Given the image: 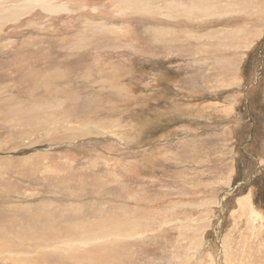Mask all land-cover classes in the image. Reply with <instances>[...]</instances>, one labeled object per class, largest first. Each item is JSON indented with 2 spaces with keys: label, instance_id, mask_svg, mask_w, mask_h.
Returning a JSON list of instances; mask_svg holds the SVG:
<instances>
[{
  "label": "rangeland",
  "instance_id": "obj_1",
  "mask_svg": "<svg viewBox=\"0 0 264 264\" xmlns=\"http://www.w3.org/2000/svg\"><path fill=\"white\" fill-rule=\"evenodd\" d=\"M107 263L264 264V0H0V264Z\"/></svg>",
  "mask_w": 264,
  "mask_h": 264
},
{
  "label": "bare ground",
  "instance_id": "obj_2",
  "mask_svg": "<svg viewBox=\"0 0 264 264\" xmlns=\"http://www.w3.org/2000/svg\"><path fill=\"white\" fill-rule=\"evenodd\" d=\"M249 201H251V199H249V198H243L242 200H241V202L240 203H242V207L245 205L244 203H247V202H249ZM245 208V207H244ZM244 211V210H243ZM256 214V213H255ZM111 228V227H110ZM110 240V239H109ZM106 243H107V241H106ZM107 246V245H106ZM105 247V246H104ZM113 250V249H112ZM121 253V252H120ZM120 256V255H119ZM108 264V263H107Z\"/></svg>",
  "mask_w": 264,
  "mask_h": 264
},
{
  "label": "trees",
  "instance_id": "obj_3",
  "mask_svg": "<svg viewBox=\"0 0 264 264\" xmlns=\"http://www.w3.org/2000/svg\"><path fill=\"white\" fill-rule=\"evenodd\" d=\"M250 58L251 57H249V59L247 60V62H246V64H245V70H247V69H249L250 68ZM257 199H259V197H257ZM260 201V200H259ZM258 200H257V202H259Z\"/></svg>",
  "mask_w": 264,
  "mask_h": 264
}]
</instances>
